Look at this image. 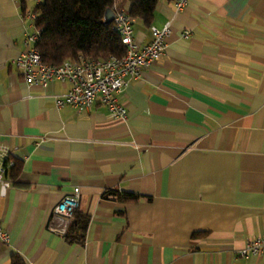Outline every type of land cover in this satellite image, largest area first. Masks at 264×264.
I'll return each instance as SVG.
<instances>
[{"label": "crops", "instance_id": "crops-1", "mask_svg": "<svg viewBox=\"0 0 264 264\" xmlns=\"http://www.w3.org/2000/svg\"><path fill=\"white\" fill-rule=\"evenodd\" d=\"M34 8L0 0V166L19 168L0 195L10 234L0 264H264L235 253L264 237V0H189L181 11L159 0L151 26L171 24L167 48L118 94L125 120L100 99L58 107L67 81L23 80L13 61ZM151 26L136 19L139 48ZM76 187L86 244L49 227Z\"/></svg>", "mask_w": 264, "mask_h": 264}, {"label": "built area", "instance_id": "built-area-1", "mask_svg": "<svg viewBox=\"0 0 264 264\" xmlns=\"http://www.w3.org/2000/svg\"><path fill=\"white\" fill-rule=\"evenodd\" d=\"M19 1V0H17ZM189 0H175L177 11L185 8ZM35 8L25 14L32 22L33 31L27 34L25 39L26 49L13 61V65L20 76L28 84L40 85L47 88L53 80L69 82L71 88L61 95H55L58 107L71 105L79 110L90 108L100 99L101 103L113 115L127 119L128 111L119 101L118 94L123 92L129 84V80L140 78L143 71L153 66L165 53L167 48V36L171 24L167 23L163 28L151 26L152 39L148 45L139 48L134 38V23L136 19L130 11L116 1L114 11V28L119 34L126 50L122 56H111L107 59H89L79 56L75 59H66L60 65H52L43 61L42 55L36 47L40 39L41 29L36 25L40 11L36 8L43 0H33ZM190 32L183 36L187 38ZM14 159H8L6 164L0 166V195L6 197L14 184V179L8 176V172L15 166ZM80 188L64 196L55 207L50 229L62 235H69L80 207ZM71 236L75 241L86 244L87 228H77ZM0 240L5 244L10 243V234L4 228L0 219ZM245 258L264 255V237L257 236L247 240L244 247L235 252Z\"/></svg>", "mask_w": 264, "mask_h": 264}, {"label": "trees", "instance_id": "trees-1", "mask_svg": "<svg viewBox=\"0 0 264 264\" xmlns=\"http://www.w3.org/2000/svg\"><path fill=\"white\" fill-rule=\"evenodd\" d=\"M117 0H43L36 8L40 11L36 25L41 29L36 47L43 61L60 65L66 59L84 56L89 59H107L122 56L125 46L114 28L113 21H106V13ZM130 14L151 26L154 21L159 0H129ZM18 163L13 167L17 174ZM105 197H113L121 202H136L142 195L132 192L108 190ZM78 211V210H77ZM87 220L75 214L71 227L72 233L77 228L85 229ZM69 233V238L74 240ZM196 233L195 235H200ZM14 264H22L18 259Z\"/></svg>", "mask_w": 264, "mask_h": 264}, {"label": "water", "instance_id": "water-1", "mask_svg": "<svg viewBox=\"0 0 264 264\" xmlns=\"http://www.w3.org/2000/svg\"><path fill=\"white\" fill-rule=\"evenodd\" d=\"M114 20V11L112 9L108 10L106 13V21L112 22Z\"/></svg>", "mask_w": 264, "mask_h": 264}]
</instances>
